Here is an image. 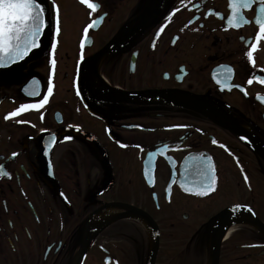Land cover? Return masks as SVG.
Instances as JSON below:
<instances>
[{"label": "flooded vegetation", "instance_id": "obj_1", "mask_svg": "<svg viewBox=\"0 0 264 264\" xmlns=\"http://www.w3.org/2000/svg\"><path fill=\"white\" fill-rule=\"evenodd\" d=\"M91 2L94 13L55 0L57 36L44 0L40 47L0 67V164L10 173L0 176V264H149L157 237L154 264H212L222 215L236 205L218 264H264L260 0L239 28L228 24L230 0ZM48 86L42 107L5 118ZM105 86L145 94L105 98ZM193 157L215 167L203 196L180 187L185 175V187L199 184Z\"/></svg>", "mask_w": 264, "mask_h": 264}, {"label": "snow or ice", "instance_id": "obj_2", "mask_svg": "<svg viewBox=\"0 0 264 264\" xmlns=\"http://www.w3.org/2000/svg\"><path fill=\"white\" fill-rule=\"evenodd\" d=\"M82 4H85L88 9L94 13L98 9L99 5L91 2V0H80ZM183 2V0H180ZM255 0H230L231 7V17L228 19V24H234L237 28L241 26V21L244 23H249L244 16L243 10L249 9ZM261 7L260 11L264 12V0H260ZM48 7L53 9L54 18V31L58 36L60 34V14L59 8L55 5V0H49ZM47 8L45 6L44 0H0V67H6L13 62H18L25 57H27L33 49L40 47V37L43 34L45 28L48 26L46 18ZM255 23L259 26V34L256 36V40L259 41L261 35H264V19H257ZM96 21L93 20L84 29L83 40H87L88 31L95 27ZM163 31V28L160 29ZM85 47L84 42L80 44V48ZM251 48L255 50L256 45H251ZM56 49V43L51 45V53L53 58L51 59V65L54 70L56 65V60L54 58V53ZM247 57L251 59L253 57V51L247 52ZM81 61H83V54L80 56ZM253 81L249 79L248 84ZM264 84V78L259 81ZM52 86L46 88L47 95L43 96L38 104L24 103L21 104L16 110L7 114L6 119L16 117L23 113L25 110L42 107L48 101V96L52 94ZM36 95V93H33ZM43 118V117H42ZM23 123V121H18ZM171 127H187L185 125H173ZM70 139L71 137H67ZM245 139V137H242ZM52 140H56V136L52 134ZM213 143H216L213 141ZM139 147V146H137ZM167 147V146H165ZM223 147V145H222ZM13 157L16 153L12 154ZM193 169L195 170L196 176L199 177V184L193 183L189 187H185L187 183V175L180 182V187L185 191L192 192L195 190V194L203 196L209 192L215 190L217 177L215 174V167L211 162V158L193 157ZM188 169L186 168V172ZM0 176H10L5 169V165L0 164ZM245 181L248 177H244ZM198 189V190H197ZM241 210V205H236L232 209L233 212ZM251 211L250 208H247Z\"/></svg>", "mask_w": 264, "mask_h": 264}, {"label": "water", "instance_id": "obj_3", "mask_svg": "<svg viewBox=\"0 0 264 264\" xmlns=\"http://www.w3.org/2000/svg\"><path fill=\"white\" fill-rule=\"evenodd\" d=\"M134 30H132V33H133ZM128 36V32H123V33H120L119 35H117L114 39H112L110 41V43L100 52L98 53V55H96L95 59L93 60H96L97 57L99 56H103L105 55L107 52L111 51L112 49H114L115 47H117L118 45H120L123 40L125 39V37ZM93 64H95V62H93ZM105 89L108 91V95L105 97V98H113V99H117V98H122V99H126V98H132L134 96H138V95H144L145 93H127V92H122V91H119L117 89H113V88H110L108 86H105ZM235 208V207H233ZM231 208L230 210L226 211L224 213V215H222V221L220 223V229H219V232L218 234L216 235L215 237V243L213 244L214 245V258H213V263L212 264H218V255H219V251H220V246H221V240L223 238V235H224V230H225V224L227 223L226 221L229 219V217L231 215H228L229 212L231 213H235L232 211ZM241 210H243V206H241ZM239 210V211H241ZM238 211H236L237 213ZM263 230H264V226L263 225H259ZM87 249V246H83V248L81 249V254L80 256L82 255V251L85 252V250ZM157 250H158V237L156 238L155 240V244L152 248V257H151V261L149 264H154V261H155V258H156V254H157ZM80 260L81 258H79V261H78V264H80Z\"/></svg>", "mask_w": 264, "mask_h": 264}, {"label": "bare ground", "instance_id": "obj_4", "mask_svg": "<svg viewBox=\"0 0 264 264\" xmlns=\"http://www.w3.org/2000/svg\"><path fill=\"white\" fill-rule=\"evenodd\" d=\"M107 216L106 214H102L100 217H99V220L101 221L103 218L105 219Z\"/></svg>", "mask_w": 264, "mask_h": 264}, {"label": "rangeland", "instance_id": "obj_5", "mask_svg": "<svg viewBox=\"0 0 264 264\" xmlns=\"http://www.w3.org/2000/svg\"><path fill=\"white\" fill-rule=\"evenodd\" d=\"M75 8V7H74ZM76 9V8H75ZM71 10H73V6H72V9ZM67 12H69V11H67ZM77 39V38H76ZM76 41V40H75Z\"/></svg>", "mask_w": 264, "mask_h": 264}]
</instances>
